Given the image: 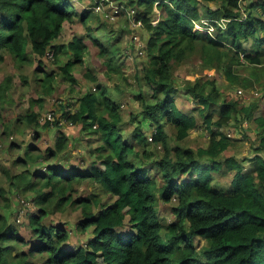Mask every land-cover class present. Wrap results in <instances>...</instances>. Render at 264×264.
I'll use <instances>...</instances> for the list:
<instances>
[{
	"label": "trees",
	"instance_id": "trees-1",
	"mask_svg": "<svg viewBox=\"0 0 264 264\" xmlns=\"http://www.w3.org/2000/svg\"><path fill=\"white\" fill-rule=\"evenodd\" d=\"M108 2L88 3L97 13L94 7ZM117 3L131 6L134 17L147 29L140 50L147 56L141 79L151 91L148 97L141 91L134 95L140 118L136 120V114L129 113L134 126L125 136L119 117L122 104L109 97L107 86L90 71L84 76L95 81L94 88L85 90L76 101L64 103L53 94L55 81L67 82L69 91L78 88L73 70L83 64L87 49L81 35L73 34L66 43L55 41L64 23L76 13L70 1L0 0V61L5 53L18 66L33 60L40 64L42 57L51 58L52 54L56 62L58 53L66 55L56 65L57 70L37 71L42 93L55 97H51L48 111L38 114L35 110L34 106H46L38 97L24 106L13 128L7 126L10 122L0 126L4 136L14 130L19 134L23 124L35 138L38 129L53 131L50 146L40 152L29 142L22 157L15 160L21 167L9 182L33 192L36 211L27 214V238L0 212V264H264V75L260 82L263 92L259 96L257 91L251 92L247 104L241 99L244 93L234 91L239 97H232L216 83L218 72L229 86L246 88L259 79L255 66L264 62V0ZM88 11H80L82 21ZM119 17L104 19L118 21ZM202 20L212 26L211 34L193 29V22L203 24ZM91 38L99 54L109 52L97 37ZM188 55L203 73L185 77L179 87L173 73ZM241 58L246 67H255L248 76L238 70L243 65ZM111 60L108 57L107 64ZM209 69L212 73L207 75ZM11 84V76L0 75V102L7 99ZM178 92L192 98V108L201 115L206 129L207 143L196 151L177 142L196 127L192 115L179 113L174 98ZM257 96L259 101L253 99ZM165 124L174 130L172 142ZM65 125H77L85 135H91L85 140L96 141L88 149L93 160L83 169L63 168L55 162L68 150L69 139L61 129ZM227 126L229 134L224 131ZM143 128L151 129L149 135L145 136ZM243 140L250 142L246 151L242 150ZM150 144L162 153L149 161L161 178L160 184L149 174L150 169L133 159L152 157L153 152L146 147ZM137 146H141L140 151ZM38 160L48 164L33 170L27 167ZM12 178L18 179L13 182ZM218 179L223 185L216 183ZM87 181L96 183L112 199L102 201L97 187L73 196L74 184ZM156 193L173 215L164 225L155 207ZM66 206L78 211L75 231L88 233L82 242H68L61 222L43 218ZM195 239L203 243L196 245Z\"/></svg>",
	"mask_w": 264,
	"mask_h": 264
},
{
	"label": "rangeland",
	"instance_id": "rangeland-1",
	"mask_svg": "<svg viewBox=\"0 0 264 264\" xmlns=\"http://www.w3.org/2000/svg\"><path fill=\"white\" fill-rule=\"evenodd\" d=\"M69 1L72 7L74 4L76 13L72 14L70 21H66L64 23V26L66 27L59 38H57L56 43H66L70 40L73 34H76L83 36L87 49L84 52L83 64L75 66L73 70L75 76L79 80L78 88L75 87L74 90L69 91V84L67 82L55 81L53 83L55 90L53 94H56L58 99L60 98V100L64 103H67L68 101L70 103L76 101V98L85 90H92L94 88L95 81L84 76V72L86 70L90 71L96 76L97 81H100L107 86L109 89V91H107L109 97L114 101H118V104H122L119 106V117L121 120V127L124 128L123 134L125 136L130 133L134 126V123H130L129 113H135L137 117L136 120L140 118V107L134 98V95L138 91H141L148 97L151 93L149 88L144 85L141 79V67H144V64H146L147 61L146 52L142 53L141 51V53H139L138 51L139 48L143 49V39H145V36L147 35V29L143 25L132 26L130 18L126 16L119 17L118 21H109L104 19V13L109 12L111 7L118 2V0H112L106 4L99 5L98 10H96L97 13L89 8V0ZM208 5L213 6L214 3L209 2ZM83 8L89 9L86 14L85 21H82L79 15ZM133 34L137 36V40L132 37ZM92 36L97 37L105 46H107L109 52L99 54L97 47L92 44ZM138 36L142 39H139ZM130 37L136 41L134 44L132 43V40L129 39ZM57 56L58 60L56 62L55 56L52 54L51 58L42 57L40 64L37 63L36 60H33L31 63L18 66L17 63L13 61L12 57L8 53H5L3 61L0 62V75L11 76L12 84L6 94L7 99L0 102V126L2 123L6 124L7 122H10L7 126L9 128H13V121L19 114L23 113L25 108L24 106L28 105L29 102L31 104V100L38 97H41L43 102H46V106H34L35 110H38V114L48 111L46 108L51 106L52 96L44 95L42 93L36 77L40 75L37 71H41L42 69L57 70L56 65L58 63H62L66 59V55L58 53ZM108 57H111L112 59L109 61L111 64H107ZM240 60L243 63L242 66L238 67L240 74L248 76L251 70L254 71L255 67L258 70L259 79L254 80L252 86H248L246 88L240 86L239 84L229 86L223 74L221 75V72H218L219 75L217 76L216 83L232 97L236 96L234 91H236L238 87L243 89L245 95L242 96L241 99L245 101V104H247L246 98L249 97L251 91H257L258 96L263 92L260 82L263 81L262 75H264V62L262 65L255 67L248 65L246 67V61L242 58ZM201 73L203 72L201 71L200 65L195 62L191 55H188L186 59L174 70L173 77L176 84L181 87L185 77H192L195 74ZM206 73L207 75L211 74L209 70H207ZM258 96L253 99L259 101L260 97L263 98V95L260 97ZM53 98L55 97L53 96L52 99ZM174 98L175 105L179 113H188L192 115L196 122V127L190 130L185 138L177 142L183 146H190L194 151H196V149L206 145L207 143L205 136L206 129L201 125V115L192 108L195 103L190 96L182 92H178V94L174 95ZM58 99H56V101ZM188 104L191 105L190 108L188 107ZM247 122V127H249V121L247 120ZM65 126H63V128ZM243 126H245V124H243ZM227 128L228 126L224 128V131ZM150 130V128L142 129L145 136L149 135ZM165 130L170 134V141L172 142V133L174 132L173 128L168 124H165ZM255 131L256 130L252 131V136L255 135ZM38 132L39 134L35 138L33 131H29V126L23 124L19 134L16 130L12 133H8L6 136L0 134V212L6 216L7 222L13 224L19 234L23 235L24 238H27L29 234V228L27 227V214L36 211V206L31 201L33 192L11 184L9 182V177L14 176L20 170L21 165L19 162H15V160L18 157H22L23 150L27 143H35V145L39 147L40 152H42V149L45 146L51 145L53 131L48 130V132H45L43 129H38ZM65 133L69 137L70 145H68V150L65 151V156H60L59 158L56 157L55 162L57 161V163L60 162L61 164L68 165L71 160L73 164L80 166L82 163H87L93 159V157L88 153V149L91 146L96 145V141L94 138L91 140H85L86 137H91V135H85L76 125L67 127ZM237 135H239V133ZM10 142H13L14 144L10 146ZM243 143L244 145L242 150L246 151L250 142L243 140ZM147 147L150 151L155 153L156 156H160L162 154L160 148L154 144H150ZM140 148L141 146H137L139 151ZM65 160H68L69 162H65ZM38 162H41V160H38L33 164H28L27 167L31 166L29 169L33 170L34 168H39L44 164H48L47 160H44L42 163ZM50 162L53 161L50 160ZM15 179L12 178L13 182ZM216 183L218 185H223V181L221 179H218ZM224 187H226L225 184ZM86 191L87 186L82 184L81 186H77V192L75 194L76 196L82 195ZM105 198L106 196L102 198V201H104ZM21 200H23L24 203L20 202ZM155 207L158 209V214L160 216L159 219L163 225L173 219L169 205L162 204L158 193H156L155 197ZM19 213L22 217H19ZM76 214V212L66 214V210L64 209L59 212L53 211L51 214H48L45 219L54 223L59 220V222L65 223L70 230L69 240L71 242H82L86 237V233H78L75 231L73 227V220L75 219ZM17 215L21 218L20 221H22V223H18V221L15 220V216ZM164 230L165 228L163 226L160 230V234H162ZM194 242L196 245H200L203 243V240L195 239ZM16 249H18V246Z\"/></svg>",
	"mask_w": 264,
	"mask_h": 264
},
{
	"label": "crops",
	"instance_id": "crops-1",
	"mask_svg": "<svg viewBox=\"0 0 264 264\" xmlns=\"http://www.w3.org/2000/svg\"><path fill=\"white\" fill-rule=\"evenodd\" d=\"M73 7H74V4H73ZM65 27L66 26H63V29H62V32H63V30L65 29ZM62 32H61V34H62ZM60 34V35H61ZM59 38V37H58ZM57 40V39H56ZM55 40V41H56ZM5 55V54H4ZM3 61V60H2ZM1 62V61H0ZM206 72H207V70H206ZM209 72H211L212 73V71L209 69ZM188 107L190 108L191 107V105H189L188 104ZM244 124H246V123H244ZM72 127V126H74V125H68V126H65L64 128L62 127L61 129L64 131V132H66V130H67V127ZM77 126V125H76ZM78 127V126H77ZM79 128V127H78ZM192 130V129H191ZM52 131V130H51ZM190 132V131H189ZM226 134H229V131H227V133ZM236 134H238V133H236ZM67 135V134H66ZM68 139H69V137H68ZM68 145H70V140L68 141ZM147 147V146H146ZM156 157V155H155V153H153V156L152 157H150V158H146V156H140V157H136V158H133L134 159V161L135 162H138V163H141L142 164V166L143 167H145L146 169L148 168V169H150V170H148V172H149V174L154 178V180L158 183V184H160V176L158 175V174H156V172L154 171V168H152V166L151 165H149V161H150V159L152 160L153 158H155ZM66 158V157H65ZM93 160V159H92ZM91 161V160H90ZM65 162H69L68 160H65ZM61 167H63V168H69V167H78V168H81V169H83V167H85V164H86V162H84V163H82V165H76V164H73L72 163V161L70 160V162H69V164L68 165H64V164H61L60 162L58 163ZM82 184H84L85 186H87V191L86 192H88V191H90V190H93L94 188H99L98 187V185L96 184V183H89L88 181L87 182H83V183H81V184H79V183H76V184H74V188L76 189L72 194H73V196H76V192H77V186H81ZM99 190L101 191V200H102V198L104 197V196H106V198H105V200H107V197L109 198V199H112L111 198V196H109L106 192H104L103 191V189L101 188H99ZM86 192H84V193H86ZM83 193V194H84ZM72 196V197H73ZM77 196H80V195H77ZM104 200V201H105ZM162 204H164V205H166L167 203H163L162 202ZM67 207V206H66ZM63 208V209H58V210H52V211H50V212H48L43 218H45L48 214H51L53 211H56V212H59V211H62V210H66V214L68 213V214H70L71 212H76L77 214H76V217H75V219L73 220V227H74V224H75V222H76V220L79 218V214H78V211L77 210H72V209H69V207H67V208ZM95 209V208H94ZM157 213H158V209H157ZM158 216H159V214H158ZM160 217V216H159ZM60 221V220H59ZM59 221H57V222H55V223H58ZM172 221V220H171ZM65 222V221H64ZM63 225H64V227H65V229L67 230V232H68V242H70V243H73V241L71 242L69 239H70V230L68 229V227L66 226V224L65 223H62ZM86 233V232H85ZM86 236H88V233H86ZM86 238V237H85ZM85 238H84V240H85ZM83 240V241H84ZM77 243H78V241H76Z\"/></svg>",
	"mask_w": 264,
	"mask_h": 264
},
{
	"label": "built area",
	"instance_id": "built-area-1",
	"mask_svg": "<svg viewBox=\"0 0 264 264\" xmlns=\"http://www.w3.org/2000/svg\"><path fill=\"white\" fill-rule=\"evenodd\" d=\"M102 1V0H101ZM109 1H112V0H109ZM99 5H102V4H99ZM95 6L94 7V10H98V6ZM135 15V10L129 6V5H124V4H118L117 2L111 7L110 11L109 12H105L104 13V16L106 17H109V19H114L115 17H118V16H126V17H129L130 18V23L132 26H141L142 25V22L140 19H137L134 17ZM222 19V18H221ZM219 20L218 22H222V20ZM203 24L199 23V22H196L194 21L193 22V29H200V30H204L206 31L207 33L211 34L212 33V26L210 24H208L205 20H202L201 21ZM135 40H137V36L135 34H133L132 36ZM142 50L141 48L138 49L139 53H141ZM48 55H50V53H48ZM253 94L256 93V91H251ZM236 93L237 94H243L244 91L243 89L241 88H237L236 89ZM245 95V93H244ZM243 95V96H244ZM248 98V97H247ZM47 118L48 119H51L50 115L48 114L47 115ZM20 202L24 203L23 200H21ZM19 217H21V214L19 213ZM18 217V215L15 217V220H17L18 222L20 221V218Z\"/></svg>",
	"mask_w": 264,
	"mask_h": 264
},
{
	"label": "clouds",
	"instance_id": "clouds-1",
	"mask_svg": "<svg viewBox=\"0 0 264 264\" xmlns=\"http://www.w3.org/2000/svg\"><path fill=\"white\" fill-rule=\"evenodd\" d=\"M20 220H21V218H20ZM20 222V221H19Z\"/></svg>",
	"mask_w": 264,
	"mask_h": 264
}]
</instances>
